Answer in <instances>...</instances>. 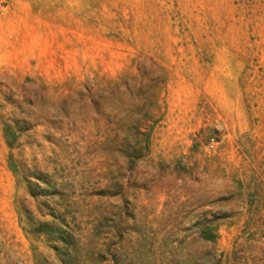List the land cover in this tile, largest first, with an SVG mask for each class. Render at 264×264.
I'll use <instances>...</instances> for the list:
<instances>
[{"label":"rangeland","instance_id":"obj_1","mask_svg":"<svg viewBox=\"0 0 264 264\" xmlns=\"http://www.w3.org/2000/svg\"><path fill=\"white\" fill-rule=\"evenodd\" d=\"M0 264H264V0H0Z\"/></svg>","mask_w":264,"mask_h":264}]
</instances>
